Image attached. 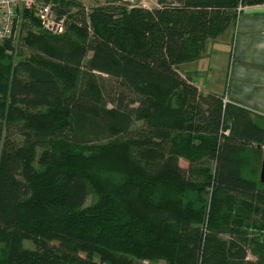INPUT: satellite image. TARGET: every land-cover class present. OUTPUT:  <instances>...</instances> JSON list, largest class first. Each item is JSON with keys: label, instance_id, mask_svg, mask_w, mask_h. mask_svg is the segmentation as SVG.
<instances>
[{"label": "trees", "instance_id": "obj_1", "mask_svg": "<svg viewBox=\"0 0 264 264\" xmlns=\"http://www.w3.org/2000/svg\"><path fill=\"white\" fill-rule=\"evenodd\" d=\"M70 1L0 41V264H264V115L180 67L264 0Z\"/></svg>", "mask_w": 264, "mask_h": 264}, {"label": "crops", "instance_id": "obj_2", "mask_svg": "<svg viewBox=\"0 0 264 264\" xmlns=\"http://www.w3.org/2000/svg\"><path fill=\"white\" fill-rule=\"evenodd\" d=\"M159 3L155 0L153 5ZM180 67L193 82L196 80L202 92L222 94L226 86L225 96L229 101L264 114V3L244 6L235 24L211 40L201 58L182 63ZM225 70L230 72L227 85ZM201 77L206 78L205 84L200 83Z\"/></svg>", "mask_w": 264, "mask_h": 264}, {"label": "built area", "instance_id": "obj_3", "mask_svg": "<svg viewBox=\"0 0 264 264\" xmlns=\"http://www.w3.org/2000/svg\"><path fill=\"white\" fill-rule=\"evenodd\" d=\"M130 4H142L137 0H124ZM33 9L38 19V27L42 31L60 34L65 30V14H58L57 6L53 1L45 0H0V41L10 38L18 30L22 9ZM242 6L237 8L238 12ZM225 101L227 99L225 98ZM264 115V114H263Z\"/></svg>", "mask_w": 264, "mask_h": 264}, {"label": "rangeland", "instance_id": "obj_4", "mask_svg": "<svg viewBox=\"0 0 264 264\" xmlns=\"http://www.w3.org/2000/svg\"><path fill=\"white\" fill-rule=\"evenodd\" d=\"M45 1H53L55 4L57 3V2H61V1H65V0H45ZM82 2V5L85 7V8H89V7H91V6H94V5H98V4H103V3H106V1H108V0H97L96 1V3L97 4H91V3H86L84 0H72V1H70V5L69 6H72V5H74V4H76V3H79V2ZM114 0H110V2H113ZM116 1H118V0H116ZM120 2H122L126 7H133V6H143V7H147V8H152V7H156V6H154L153 5V3L155 2V0H137L138 2H141L142 4H130L129 2H127V1H124V0H119ZM162 0H159V2H161ZM109 2V1H108ZM160 4V3H159ZM57 6V5H56ZM70 8V7H69ZM70 10L72 11V12H74L76 9H75V7H71L70 8ZM32 14V16L34 17V19L36 20L35 21V26H36V30H35V33H40V34H43V35H48L47 33H46V31H42V30H40L39 29V27H38V19L36 18V16H35V14L32 12L31 13ZM67 15H65V17H66ZM67 19V18H66ZM22 23H23V17L22 18H20V20H19V22H18V30H17V32L14 34V36L12 37V49H11V56H12V58L14 59V60H18V59H20V58H25V57H27L30 53H29V47H27V45H25V43L21 40V37H20V35H19V30L21 29V25H22ZM233 32H234V30H232L231 29V33H232V35H233ZM230 46L232 47V45H231V43H230ZM230 62H231V64H232V61H233V57H232V49H231V52H230ZM90 57V53L87 55V58L85 59V61L86 60H88V58ZM229 76H230V72L229 71H226L225 70V85H227V81H228V78H229ZM206 78L205 77H201L200 78V83L201 84H205L206 83ZM193 83H195L196 84V80L193 82ZM208 83V82H207ZM202 87H198V89H201ZM225 90V91H224ZM225 92H226V86H225V89H222V91H221V93H222V95H224L225 96ZM262 154H261V158H260V161H259V168H258V171H257V174H256V177L257 178H259L260 177V172H261V163H262ZM181 165H183V166H186V164L184 163V162H181ZM249 258H253L254 256L251 254V255H249L248 256ZM255 258V257H254Z\"/></svg>", "mask_w": 264, "mask_h": 264}, {"label": "water", "instance_id": "obj_5", "mask_svg": "<svg viewBox=\"0 0 264 264\" xmlns=\"http://www.w3.org/2000/svg\"><path fill=\"white\" fill-rule=\"evenodd\" d=\"M262 163H261V172H260V181L264 183V149H263V152H262ZM262 242L264 243V233L262 235V238H261Z\"/></svg>", "mask_w": 264, "mask_h": 264}]
</instances>
